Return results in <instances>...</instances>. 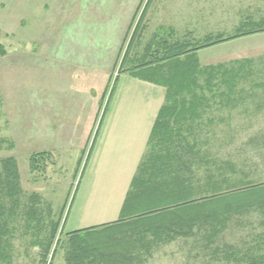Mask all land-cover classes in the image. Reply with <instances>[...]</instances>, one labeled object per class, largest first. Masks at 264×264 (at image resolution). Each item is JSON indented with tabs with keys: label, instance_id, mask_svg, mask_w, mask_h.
<instances>
[{
	"label": "rangeland",
	"instance_id": "obj_1",
	"mask_svg": "<svg viewBox=\"0 0 264 264\" xmlns=\"http://www.w3.org/2000/svg\"><path fill=\"white\" fill-rule=\"evenodd\" d=\"M148 1L0 0V139L5 140L0 159L16 158L22 187L14 200L0 197L8 264H40L56 221L66 245L67 232L118 218L164 100V88L133 75L132 63L120 69ZM148 5L131 56L143 53L152 37L173 35L200 45L207 37L217 40L198 50L202 65L253 60L246 82L261 87L244 94L234 109L209 114L224 116L216 126L229 122L235 134L226 151L258 135L263 158L256 161L264 181V30L233 38L241 24L264 22V0H151ZM38 152L48 158L33 172L29 157ZM142 258L140 264L187 263L179 242ZM50 262L65 264L64 251L59 248Z\"/></svg>",
	"mask_w": 264,
	"mask_h": 264
},
{
	"label": "trees",
	"instance_id": "obj_2",
	"mask_svg": "<svg viewBox=\"0 0 264 264\" xmlns=\"http://www.w3.org/2000/svg\"><path fill=\"white\" fill-rule=\"evenodd\" d=\"M150 1L132 31L120 69L125 71L132 63L128 69L133 75L164 88V100L119 216L67 232L66 245L57 234L59 221L52 223L40 264H51L59 248L65 264H140L144 255L151 257L155 249L173 242L184 245L186 264H192L190 258L195 259L193 264H264V181L256 161L263 158L259 137L226 151L227 139L232 141L235 134L229 122L216 126L225 122L224 116L209 114L224 107L234 109L245 101L244 94L261 87L246 82L252 76L253 60L202 65L198 50L217 40L207 37L200 45L173 35H156L143 53L131 56L144 31L141 21ZM262 30L264 22L249 21L233 38ZM4 141L0 139V145ZM47 158L46 152L32 154L30 170L37 171L39 161L45 163ZM21 192L16 158L0 159V197L14 200ZM29 215L33 218L35 210ZM1 220L0 263L8 264L6 223Z\"/></svg>",
	"mask_w": 264,
	"mask_h": 264
},
{
	"label": "crops",
	"instance_id": "obj_3",
	"mask_svg": "<svg viewBox=\"0 0 264 264\" xmlns=\"http://www.w3.org/2000/svg\"><path fill=\"white\" fill-rule=\"evenodd\" d=\"M157 114V113H156ZM155 117H156V115H155ZM154 120H155V118H154ZM154 122V121H153ZM153 124V123H152ZM151 127H152V125H151ZM151 127L149 128V130H148V133H147V139H148V137H149V133H150V130H151ZM147 139L145 140V144H146V142H147ZM144 144V145H145ZM144 151V150H143ZM143 153V152H142ZM142 155V154H141ZM140 158H141V156H140ZM140 160V159H139ZM139 162V161H138ZM137 167V166H136Z\"/></svg>",
	"mask_w": 264,
	"mask_h": 264
}]
</instances>
